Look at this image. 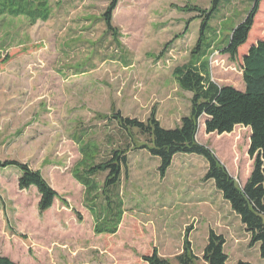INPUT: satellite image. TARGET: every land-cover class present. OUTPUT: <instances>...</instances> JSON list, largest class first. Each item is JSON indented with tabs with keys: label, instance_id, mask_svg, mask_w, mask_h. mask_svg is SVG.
Listing matches in <instances>:
<instances>
[{
	"label": "rangeland",
	"instance_id": "374dc122",
	"mask_svg": "<svg viewBox=\"0 0 264 264\" xmlns=\"http://www.w3.org/2000/svg\"><path fill=\"white\" fill-rule=\"evenodd\" d=\"M254 1L222 0L202 40L196 13L182 9L208 10L211 0H119L112 12L114 36L101 18L110 0H50L48 20L34 25L0 16V160L28 164L60 196L40 213L36 189L18 187L17 169H0V256L19 264H146L141 257L156 249L173 261L187 235L200 258L212 229L225 238L228 264H264L239 217L204 180L203 157L177 154L161 177L158 158L132 149L147 138L109 119L119 112L145 121L155 109L162 127L179 125L192 95L171 74L188 62L206 61L213 82L244 90L241 58L264 39V0L237 58L222 49ZM204 121L196 140L243 186L252 168L250 129L236 126L230 137L207 134ZM88 144L96 146L94 163L114 149H131L113 187L124 210L114 234L94 233L97 208L92 212L95 204L72 176ZM105 174L94 177L99 187Z\"/></svg>",
	"mask_w": 264,
	"mask_h": 264
},
{
	"label": "trees",
	"instance_id": "16d2710c",
	"mask_svg": "<svg viewBox=\"0 0 264 264\" xmlns=\"http://www.w3.org/2000/svg\"><path fill=\"white\" fill-rule=\"evenodd\" d=\"M119 0H110L101 15L106 31L113 36L117 30L112 25V12ZM222 0H211V7L202 10L194 5H185L182 11L196 13L199 19L200 39L209 29V21L218 9ZM260 0H255L245 18L236 24L227 37L222 53L235 60L238 50L248 40ZM50 0H0V16L12 18L24 17L30 25L45 22L50 16ZM186 32V31H185ZM200 44V43H199ZM198 47V45H197ZM241 75L244 90L240 91L231 86H219L210 78L206 61L188 62L176 66L172 70V78L178 86L191 93L190 110L187 116L181 118L179 125L172 129L161 126L152 109L145 121L137 118L124 117L119 112L113 113V120L124 132L131 135L133 129L146 137L147 142L133 145L132 149H145L152 157L159 159L158 173L164 177L177 154H196L207 162L205 181H212L222 198L229 204L230 209L239 217L245 232L249 235V246L257 245L259 254L264 259V39L257 41L247 49L241 58ZM203 118L207 134H233L236 126L250 129L249 148L247 151L252 161L249 177L241 186L228 173L226 168L211 149L196 140L199 121ZM232 132V133H231ZM230 133V134H229ZM135 139L131 142L134 143ZM128 148H118L111 151L109 158L94 163L95 145L81 148L85 156L72 170L73 178L86 190V198L95 213V234H114L124 213L123 200L119 193H114L122 173L128 165ZM15 168L19 171L18 187L20 189L35 188L39 200L38 210L44 213L49 210L54 200L59 199L58 193L48 184L38 170H33L28 164L17 161H1L0 169ZM105 174L102 187H99L94 177ZM67 206L66 201L62 200ZM89 203V204H90ZM77 214V213H76ZM78 219L81 217L78 215ZM225 238L212 229L209 230L207 244L199 258L192 251L191 243L185 236L181 252L173 261L159 256L156 249L150 255H143L146 264H227L228 256L224 252ZM0 264H19L9 257L0 256ZM236 264H250L238 261Z\"/></svg>",
	"mask_w": 264,
	"mask_h": 264
},
{
	"label": "crops",
	"instance_id": "0c3cea01",
	"mask_svg": "<svg viewBox=\"0 0 264 264\" xmlns=\"http://www.w3.org/2000/svg\"><path fill=\"white\" fill-rule=\"evenodd\" d=\"M246 52H247V50H246ZM246 52H245V53H246ZM243 55H245V54H243ZM227 264H228V261H227Z\"/></svg>",
	"mask_w": 264,
	"mask_h": 264
}]
</instances>
